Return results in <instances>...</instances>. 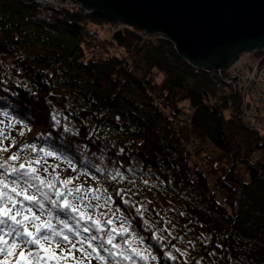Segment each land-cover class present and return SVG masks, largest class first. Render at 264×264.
Here are the masks:
<instances>
[{
  "label": "trees",
  "instance_id": "1",
  "mask_svg": "<svg viewBox=\"0 0 264 264\" xmlns=\"http://www.w3.org/2000/svg\"><path fill=\"white\" fill-rule=\"evenodd\" d=\"M110 20L75 1L59 10L0 0V130L14 144L0 162L19 152L10 164L39 159L42 178L55 168L99 189L91 203L100 208L69 197L99 231L48 201L32 209L73 243L96 235L105 259L94 253L90 264H264V132L242 115L240 97L220 102V74L196 69L166 37L102 31ZM112 228L118 249L107 244Z\"/></svg>",
  "mask_w": 264,
  "mask_h": 264
},
{
  "label": "snow or ice",
  "instance_id": "2",
  "mask_svg": "<svg viewBox=\"0 0 264 264\" xmlns=\"http://www.w3.org/2000/svg\"><path fill=\"white\" fill-rule=\"evenodd\" d=\"M8 138L5 131L0 130V153L8 152L9 148L14 146V144H4ZM32 150L35 151V148ZM44 155L51 156L52 153L46 152ZM19 159L20 154L17 152L10 155L7 160L0 162V177H2L0 178V264H68L69 261L71 264H90L94 253L96 259L103 261L105 258L99 255L103 242L97 247H93L92 244L98 239L96 235L85 236L73 243L72 236L62 230L58 231L50 221L41 220V216L32 210L36 207L43 212L44 201H48L54 208L70 209L71 213L78 214L79 220L92 221L99 231L101 230L100 221L81 211L69 200V197L71 200H79L86 208H100L102 207L100 204L91 203L93 200L100 199L99 189L85 188L84 185L75 184L78 177L61 179L55 169L50 179H44L38 174V167L34 166L42 163L39 159L29 160L18 166L9 163ZM44 163L46 164L47 161ZM43 171L47 173L48 168L44 167ZM31 189H35V193H32ZM52 196H55V199ZM71 218L76 219V216ZM36 221L40 223L37 224ZM59 223L69 233L73 232L64 220H60ZM112 223L113 221H108V224ZM121 228L122 231H127L123 229V226ZM81 231L89 233L90 228L88 226L82 229L76 228L75 236H79ZM111 233L119 235L120 232L112 228L107 238V244L113 249H118L120 246L113 243L114 236ZM85 244L87 247L84 246ZM135 251L133 249V252ZM109 255L121 256L123 260H132L131 256L122 255L119 252H109ZM136 255L139 256L140 253L137 252ZM141 259H146V257L141 256Z\"/></svg>",
  "mask_w": 264,
  "mask_h": 264
},
{
  "label": "water",
  "instance_id": "3",
  "mask_svg": "<svg viewBox=\"0 0 264 264\" xmlns=\"http://www.w3.org/2000/svg\"><path fill=\"white\" fill-rule=\"evenodd\" d=\"M99 16L162 33L199 68L225 71L264 48V0H75Z\"/></svg>",
  "mask_w": 264,
  "mask_h": 264
},
{
  "label": "rangeland",
  "instance_id": "4",
  "mask_svg": "<svg viewBox=\"0 0 264 264\" xmlns=\"http://www.w3.org/2000/svg\"><path fill=\"white\" fill-rule=\"evenodd\" d=\"M113 19H111L110 21H107V22H105V23H103V25L100 27L101 28V30L102 31H104V30H109V31H111V27H113V28H115L116 26H118L119 24H120V27H121V24H126V23H124V21H121V20H117V21H119L120 23H118V22H114V20L112 21ZM139 34L145 39V40H147V39H149V41L150 42H152V43H155L156 41H158V39H160L161 38V36L162 37H166L164 34H162L161 33V35H153V36H147L146 34H144L143 32H139ZM174 45V44H173ZM174 47H175V45H174ZM176 49V48H175ZM263 50H264V48H263ZM263 50H261V51H259L258 53H257V51H253V53L252 52H244L242 55H241V57L229 68V69H227V70H231L232 71V73L234 72V71H236V73H234V76H236V77H238V78H236L237 80L239 79V82H238V86L240 85V81L243 83V84H245V86L247 87H250L251 86V83H250V80L254 77V74L255 73H253V72H256V71H262V72H260V74L259 75H257V76H259V81L257 80V76H255V80L257 81V85H258V89H259V91H258V93H260V94H264V53H263ZM177 51V50H176ZM178 52V51H177ZM180 55V54H179ZM181 56V55H180ZM182 57V56H181ZM189 62V61H188ZM190 63V62H189ZM254 66H256L257 67V69H253L254 68ZM260 66V67H259ZM196 69H201V68H199V67H195ZM252 68V70L251 71H249L247 74H246V72L248 71V70H250ZM254 70V71H253ZM214 73H216V72H214ZM244 73V74H243ZM233 76V77H234ZM221 85H218V86H221L222 87V89H221V91L220 92H217V97L219 98V100H220V102L221 103H224V104H226L227 105V108H229V107H232L233 106V104H232V102H233V95L232 94H230L231 95V97L230 96H228V95H226V93H224L225 91H227L228 89L225 87V84H222V83H220ZM250 89L248 88V91H249ZM248 95H250V93H247V97H248ZM249 98H250V96H249ZM232 101V102H231ZM240 102V104H244V102L243 101H239ZM230 105V106H229ZM185 107H187L186 105H185ZM243 108H244V106H243ZM185 109V108H184ZM186 111H187V113L185 114L187 117H184L183 119H186V121H187V119H190V115L188 114L189 112L188 111H190L189 110V106H188V108H186L185 109ZM262 111H260V109H256V110H254V112H250V113H247L246 112V110L244 109V117H245V119L249 122V123H251V124H253V125H255V126H259V128H261V130H262V132H264V125H263V127H262V125L261 124H259V118H260V116H258V113H261ZM185 132L187 133V132H189V129L188 128H186L185 129ZM188 136H193V138H194V133H192V135H188ZM194 141H196L197 139L196 138H194L193 139ZM261 155V153H260V150H257V152L255 153V157H259ZM55 169V168H54ZM52 172H53V169H52ZM60 171H56V173H59ZM80 180V182L85 186V185H88V181H86V180H81V179H79ZM76 184V183H75Z\"/></svg>",
  "mask_w": 264,
  "mask_h": 264
},
{
  "label": "built area",
  "instance_id": "5",
  "mask_svg": "<svg viewBox=\"0 0 264 264\" xmlns=\"http://www.w3.org/2000/svg\"><path fill=\"white\" fill-rule=\"evenodd\" d=\"M37 1L43 3V5H45V6L51 5V8H56L59 10L65 6L69 5V1L72 2V0H37ZM51 11H52L51 9H49L47 11V14L49 15V17L51 16V13H52ZM121 27H122V25H121ZM121 27L119 24L115 28L111 27V29L112 30H118ZM253 69L255 70V69H257V67L254 66ZM251 70H252V68L250 70H248L246 72V74ZM260 72H262V71L258 70L256 72H253L255 74H254V77L250 80V83H251L250 87H248V86L246 87L245 84H243L241 81H240V85L238 86L239 79L237 80L236 78H238V77L234 76V73H236V71H234L232 73V71L230 70L228 72V74H226V75H224L223 73H218L221 75V80L225 84L226 88L228 89L224 93H226V95H228L230 97H231L230 94H232L233 96L237 95V97H240L241 101L244 102L243 106H244V109L246 110L247 113L254 112V110H256L257 108L258 109L262 108L264 110V106H262V105H264V94L258 93L259 89H258L257 81L255 80V76L259 75ZM257 80L259 81V76H257ZM248 88L250 89L249 91H248ZM235 93H237V94H235ZM247 93H250V95H248V97L250 96V100L247 97ZM251 101H253L254 104H252ZM258 122L263 127L264 122H262L260 120V118H259Z\"/></svg>",
  "mask_w": 264,
  "mask_h": 264
},
{
  "label": "bare ground",
  "instance_id": "6",
  "mask_svg": "<svg viewBox=\"0 0 264 264\" xmlns=\"http://www.w3.org/2000/svg\"><path fill=\"white\" fill-rule=\"evenodd\" d=\"M80 4V3H79ZM81 5V4H80ZM82 6V5H81ZM83 7V6H82ZM84 8V7H83ZM85 9V8H84ZM87 10V9H86ZM88 11V10H87ZM124 23H126V24H121L122 25V27H127V28H132V29H134V30H137V31H141V32H143L144 34H146L147 36H153V35H161V33H146V31L145 30H143V29H138L137 27H135L134 25H132V24H130V23H128V22H125L124 21ZM121 27V28H122ZM253 53V52H252ZM264 55V54H263ZM219 91H221V89H219ZM235 94H237V93H235ZM249 98V97H248ZM249 100H250V98H249ZM251 103L252 104H254V102L253 101H251ZM262 106H264V105H262ZM260 109V111H262L261 113H258V116H260V120L262 121V122H264V110L262 109V108H259ZM242 115L244 116V114H243V112H242Z\"/></svg>",
  "mask_w": 264,
  "mask_h": 264
}]
</instances>
